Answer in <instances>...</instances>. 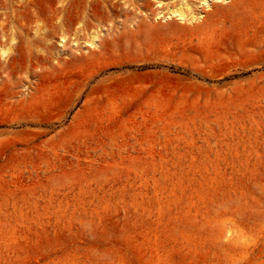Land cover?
Segmentation results:
<instances>
[{"label": "rangeland", "instance_id": "1", "mask_svg": "<svg viewBox=\"0 0 264 264\" xmlns=\"http://www.w3.org/2000/svg\"><path fill=\"white\" fill-rule=\"evenodd\" d=\"M64 4L0 0V264H264V0Z\"/></svg>", "mask_w": 264, "mask_h": 264}, {"label": "bare ground", "instance_id": "2", "mask_svg": "<svg viewBox=\"0 0 264 264\" xmlns=\"http://www.w3.org/2000/svg\"><path fill=\"white\" fill-rule=\"evenodd\" d=\"M78 1H81V0H65V4L63 6H61L60 8H57V10L60 12L64 11L65 13H69V14H73V13L76 14L78 12V9H79L78 8ZM180 1L184 2L185 0H180ZM137 10H140V7H138ZM174 14H179V16L185 17L184 6L180 5V8L177 11H174ZM202 29L204 30V28H202ZM202 29H200V31H202ZM205 29H207V28H205ZM206 37H205V39H206Z\"/></svg>", "mask_w": 264, "mask_h": 264}]
</instances>
